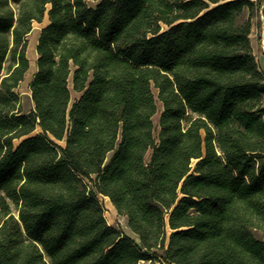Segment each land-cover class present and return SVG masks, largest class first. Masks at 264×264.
<instances>
[{
    "label": "trees",
    "instance_id": "obj_1",
    "mask_svg": "<svg viewBox=\"0 0 264 264\" xmlns=\"http://www.w3.org/2000/svg\"><path fill=\"white\" fill-rule=\"evenodd\" d=\"M260 5L0 0V264H264Z\"/></svg>",
    "mask_w": 264,
    "mask_h": 264
},
{
    "label": "rangeland",
    "instance_id": "obj_2",
    "mask_svg": "<svg viewBox=\"0 0 264 264\" xmlns=\"http://www.w3.org/2000/svg\"><path fill=\"white\" fill-rule=\"evenodd\" d=\"M91 4H95V2H91ZM48 22L47 17H45L41 22H34L32 25V30L28 35V45H27V56L29 58L30 67L26 72V76L24 80L21 82L18 87V92L22 96L23 109H28L31 105L29 99V81L33 72L35 71V62L37 58L36 53V43L39 35L40 29ZM250 41L253 53L260 65V67L264 70V0H261L260 8L254 12L252 18V29L250 33ZM76 93L72 92V100L75 98ZM161 111V104L157 101V111L153 116V123L157 126L159 114ZM99 200L101 201L104 208V215L107 222L119 230H121L124 234L136 239V235L128 228L125 216L119 214L110 200L102 195H99ZM155 252H160V249H156ZM156 261H140L137 264H155Z\"/></svg>",
    "mask_w": 264,
    "mask_h": 264
}]
</instances>
